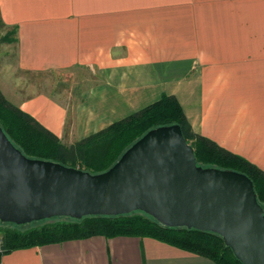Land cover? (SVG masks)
<instances>
[{
	"label": "crops",
	"instance_id": "obj_1",
	"mask_svg": "<svg viewBox=\"0 0 264 264\" xmlns=\"http://www.w3.org/2000/svg\"><path fill=\"white\" fill-rule=\"evenodd\" d=\"M0 19L15 27L22 69L90 70L77 140L173 96L194 132L264 171V0H0ZM21 108L61 134L58 99L39 92ZM0 264L216 263L149 237L95 235L15 249Z\"/></svg>",
	"mask_w": 264,
	"mask_h": 264
},
{
	"label": "water",
	"instance_id": "obj_2",
	"mask_svg": "<svg viewBox=\"0 0 264 264\" xmlns=\"http://www.w3.org/2000/svg\"><path fill=\"white\" fill-rule=\"evenodd\" d=\"M134 211L215 232L242 264H264V208L252 180L197 165L179 124L148 130L99 173L27 157L0 126V222Z\"/></svg>",
	"mask_w": 264,
	"mask_h": 264
},
{
	"label": "trees",
	"instance_id": "obj_3",
	"mask_svg": "<svg viewBox=\"0 0 264 264\" xmlns=\"http://www.w3.org/2000/svg\"><path fill=\"white\" fill-rule=\"evenodd\" d=\"M169 124L180 125L184 138L194 149L197 165L230 169L247 175L253 182L258 202L264 208V171L244 157L218 146L209 138L191 134L186 127L183 110L173 96H163L126 117L65 145L57 135L6 100L0 92V126L25 156L59 162L90 173L107 170L145 132ZM190 139L193 141L190 142ZM45 220L41 225L24 229L20 228L22 225L0 227V254L95 235L106 238L130 236L153 238L210 259L216 264H242L219 234L184 226H165L141 211L118 215H88L80 219L57 216Z\"/></svg>",
	"mask_w": 264,
	"mask_h": 264
},
{
	"label": "rangeland",
	"instance_id": "obj_4",
	"mask_svg": "<svg viewBox=\"0 0 264 264\" xmlns=\"http://www.w3.org/2000/svg\"><path fill=\"white\" fill-rule=\"evenodd\" d=\"M15 33H16L15 27L3 24L0 19L1 95L10 103L23 110L21 108L22 103L30 100L39 92L50 94L52 98L58 99L59 102L62 104V106L65 107L66 109V111H63L61 113L56 112L63 116L61 117V119L63 120L64 123L63 130L61 134L58 135V138L65 145H70L71 142H73L74 140L78 141L79 140V139L77 140L78 127L76 126L78 124L77 116L79 114V117H81L83 113H79L75 111L74 107L76 101L79 99V91H78L79 86H82V88L84 89V86L86 87L90 85L92 82H94L93 78L88 77L91 75V72H89L90 70H86L84 68L83 71H79V69L75 68L77 69V71H69V73H67L66 71H55V70L39 71V72L26 71L25 69L19 67L18 63L16 62L17 54H16L15 43L17 40L15 41L16 39ZM80 72L86 73V75L84 74L82 78V75L81 77L79 75ZM23 111L26 112L25 110ZM28 114L31 115L30 113ZM52 115L54 116L53 113ZM184 116L186 119V127L190 129V133L198 134L197 132H194L197 130L195 128L193 130V128L191 127V122L188 120L185 113ZM32 117L37 122H39L34 116ZM192 141L193 140L190 139V142ZM63 219L67 220L68 218H53V220H63ZM44 222H46V220L34 221L26 225L20 226V228L24 229L32 226L33 227L38 226ZM14 226H16V224L13 225V223L9 224L7 222H0V227H14Z\"/></svg>",
	"mask_w": 264,
	"mask_h": 264
}]
</instances>
